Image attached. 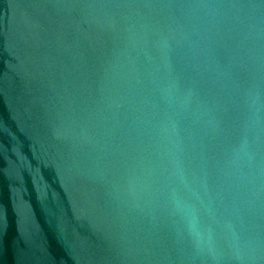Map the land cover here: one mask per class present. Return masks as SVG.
<instances>
[{
  "label": "water",
  "instance_id": "water-1",
  "mask_svg": "<svg viewBox=\"0 0 264 264\" xmlns=\"http://www.w3.org/2000/svg\"><path fill=\"white\" fill-rule=\"evenodd\" d=\"M0 264H264V0H0Z\"/></svg>",
  "mask_w": 264,
  "mask_h": 264
},
{
  "label": "clouds",
  "instance_id": "clouds-1",
  "mask_svg": "<svg viewBox=\"0 0 264 264\" xmlns=\"http://www.w3.org/2000/svg\"><path fill=\"white\" fill-rule=\"evenodd\" d=\"M244 148L245 146L242 143L240 148L238 149V152L242 153L244 151ZM175 203L178 210L182 211L185 214L186 227L196 243L201 244L203 242H210L211 236L210 234L206 236L204 230L201 227L196 211L190 206L186 205L183 201H181L179 197L175 198Z\"/></svg>",
  "mask_w": 264,
  "mask_h": 264
}]
</instances>
